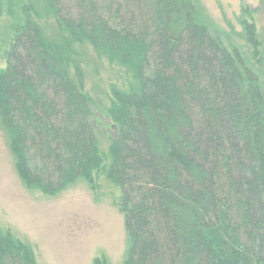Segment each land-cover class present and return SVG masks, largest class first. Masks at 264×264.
I'll list each match as a JSON object with an SVG mask.
<instances>
[{
  "label": "trees",
  "instance_id": "trees-1",
  "mask_svg": "<svg viewBox=\"0 0 264 264\" xmlns=\"http://www.w3.org/2000/svg\"><path fill=\"white\" fill-rule=\"evenodd\" d=\"M41 1L63 41L46 37L36 4H24L0 71V120L24 183L53 196L84 179L97 191L104 172L121 191L125 264H263L264 77L198 0ZM82 41L136 80L118 96L107 153L95 101L69 70ZM0 264L36 262L0 228Z\"/></svg>",
  "mask_w": 264,
  "mask_h": 264
},
{
  "label": "rangeland",
  "instance_id": "rangeland-1",
  "mask_svg": "<svg viewBox=\"0 0 264 264\" xmlns=\"http://www.w3.org/2000/svg\"><path fill=\"white\" fill-rule=\"evenodd\" d=\"M0 71L6 67L15 25L24 21L22 7L33 2L35 19L51 40L66 33L41 0H2ZM199 14L222 33L224 42L239 48L249 66L264 77V0H198ZM76 11L75 9H73ZM255 25L258 47L248 41L245 23ZM70 74L94 99L101 151L107 153L117 125L113 119L118 96L135 85L134 72L100 54L89 41L73 44ZM10 135L0 120V228L32 249L36 264H125L128 235L125 213L117 202L121 191L104 172L96 175L98 190L81 179L57 195L28 187L16 166ZM264 264V263H263Z\"/></svg>",
  "mask_w": 264,
  "mask_h": 264
}]
</instances>
